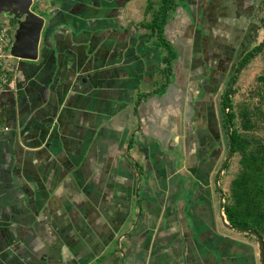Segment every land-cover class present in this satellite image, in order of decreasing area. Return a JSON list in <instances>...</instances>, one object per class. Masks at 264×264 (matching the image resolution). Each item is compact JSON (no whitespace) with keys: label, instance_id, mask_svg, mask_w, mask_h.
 Segmentation results:
<instances>
[{"label":"crops","instance_id":"1","mask_svg":"<svg viewBox=\"0 0 264 264\" xmlns=\"http://www.w3.org/2000/svg\"><path fill=\"white\" fill-rule=\"evenodd\" d=\"M33 1L38 56L8 53L0 89V264H263L222 206L233 0H171V60L161 0Z\"/></svg>","mask_w":264,"mask_h":264},{"label":"trees","instance_id":"2","mask_svg":"<svg viewBox=\"0 0 264 264\" xmlns=\"http://www.w3.org/2000/svg\"><path fill=\"white\" fill-rule=\"evenodd\" d=\"M170 2L171 0H161L158 12L147 25L151 28L152 33L156 32L159 44L163 45L168 52L165 59L169 60L173 57V48L164 40L162 26L167 16V10L170 8ZM8 18L13 21L11 17ZM260 21L264 28V14ZM261 43L264 44V38ZM261 43L255 48H259ZM253 50H248L244 54L240 61L241 64ZM233 77L236 78L235 75ZM258 80L261 81L264 88V70L259 74ZM233 91V88H226L222 93L221 103L224 124L227 122L230 125L228 145L232 152H238L239 165L230 179L228 192L224 196L223 212L230 224L240 229L255 230L264 242V138L239 130L236 126L235 119L238 113L232 108L231 99L228 96V93ZM240 115L239 126L249 129L254 125V120L251 119L249 113L241 111Z\"/></svg>","mask_w":264,"mask_h":264},{"label":"rangeland","instance_id":"3","mask_svg":"<svg viewBox=\"0 0 264 264\" xmlns=\"http://www.w3.org/2000/svg\"><path fill=\"white\" fill-rule=\"evenodd\" d=\"M233 4V7L235 8L237 6L239 13L242 14L240 18L236 19V13L234 12L232 16L236 21L231 19L234 22L232 23L234 36L236 37L237 34L239 35V42L236 46V50L239 51V57L238 61H235L234 59V63L225 73L224 82L219 94H221L222 98V93L226 88H233L234 91L228 93V96L231 99L232 108L238 113V116L235 119L236 126L239 130L247 131L264 138V88L261 81L258 80L259 74L264 70V44L261 43L264 38V28L260 23L261 17L264 14V0H233ZM223 5L226 4L223 3ZM218 7H220L219 4ZM228 8H230L229 4ZM5 20L6 19H3L1 22L3 23ZM224 27L226 30H229L226 23L224 24ZM233 40L234 39L230 38V41ZM260 43V47L255 48ZM251 49L254 50L241 64L240 61L242 57ZM224 59L227 60L226 55L224 56ZM225 64L226 63H224V67L225 70H227ZM209 68L210 65L206 68L208 73L210 71ZM234 75L236 78L233 77ZM224 110L226 111V108ZM241 111H243V113H249L251 119L254 120V125L251 128L244 129L239 126ZM223 129L225 136L224 158H227V160L224 163L225 168L222 170V182L220 188L225 196L228 192L227 190L230 179L238 168L239 154L238 152H231L230 156H228L230 152L228 145V130L230 129V125L225 122ZM256 246H258L257 242ZM258 247H260V244Z\"/></svg>","mask_w":264,"mask_h":264},{"label":"water","instance_id":"4","mask_svg":"<svg viewBox=\"0 0 264 264\" xmlns=\"http://www.w3.org/2000/svg\"><path fill=\"white\" fill-rule=\"evenodd\" d=\"M33 5V0H0V20L3 17H11L14 21L11 42L8 46V53L13 57L35 59L38 56L40 34L45 16L36 12ZM231 152L230 149L228 156ZM245 229L257 236L264 264L262 237L253 229Z\"/></svg>","mask_w":264,"mask_h":264},{"label":"built area","instance_id":"5","mask_svg":"<svg viewBox=\"0 0 264 264\" xmlns=\"http://www.w3.org/2000/svg\"><path fill=\"white\" fill-rule=\"evenodd\" d=\"M13 25L5 20L0 23V89L8 80V73L5 68V57L8 54V46L11 42ZM4 129L8 128L3 126ZM224 199V198H222Z\"/></svg>","mask_w":264,"mask_h":264},{"label":"flooded vegetation","instance_id":"6","mask_svg":"<svg viewBox=\"0 0 264 264\" xmlns=\"http://www.w3.org/2000/svg\"><path fill=\"white\" fill-rule=\"evenodd\" d=\"M3 19H6V20H8V21L10 22V24H11V25H13V24H14V21L10 20V18H8V17H3L1 20H3Z\"/></svg>","mask_w":264,"mask_h":264}]
</instances>
